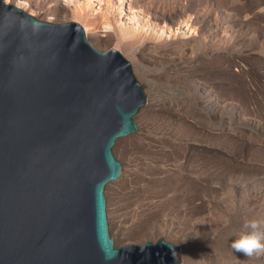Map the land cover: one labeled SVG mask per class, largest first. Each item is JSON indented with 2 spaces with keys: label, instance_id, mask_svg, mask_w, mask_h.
I'll return each mask as SVG.
<instances>
[{
  "label": "rangeland",
  "instance_id": "1",
  "mask_svg": "<svg viewBox=\"0 0 264 264\" xmlns=\"http://www.w3.org/2000/svg\"><path fill=\"white\" fill-rule=\"evenodd\" d=\"M36 1L41 9L26 12L39 20L83 24L72 18L74 4L65 12L53 0ZM136 1L153 3L150 16L189 20L205 35L193 47L170 44L186 39L180 35L151 49L112 33L107 45L91 42L119 51L158 103L134 117L138 134L113 147L122 174L105 198L115 247L161 238L177 247L180 264H264V255L231 248L248 221L264 220V0ZM195 82L231 108L208 111Z\"/></svg>",
  "mask_w": 264,
  "mask_h": 264
},
{
  "label": "water",
  "instance_id": "2",
  "mask_svg": "<svg viewBox=\"0 0 264 264\" xmlns=\"http://www.w3.org/2000/svg\"><path fill=\"white\" fill-rule=\"evenodd\" d=\"M147 91L81 24L0 0V264H180L165 240L115 247L105 188Z\"/></svg>",
  "mask_w": 264,
  "mask_h": 264
},
{
  "label": "bare ground",
  "instance_id": "3",
  "mask_svg": "<svg viewBox=\"0 0 264 264\" xmlns=\"http://www.w3.org/2000/svg\"><path fill=\"white\" fill-rule=\"evenodd\" d=\"M9 2L13 3L12 5L15 7L25 11L29 10L28 7L32 9H41L36 0H9ZM53 2L59 4L64 10L74 4L75 13L72 12V18L74 20L82 19V26L90 43L92 41L96 43L102 42L107 45L110 43L111 39L109 36L111 35L110 33H112L113 35L120 34L121 38L135 44H146V47L151 49L156 48L157 45H160L161 43L163 44L173 40L176 35H180V37L186 39L180 42H177V40L175 42L172 41L170 44L173 43L176 47L186 44L193 47L198 45L202 46L201 43L203 40L201 39L205 35L204 28L193 27L189 20H180L176 23V18H174V16L169 17L161 14L162 16L160 15V17H157L154 14L156 13L155 10L152 16H150L147 9L153 7V3H150L149 5L146 4L143 8H140L136 5V0H84L83 2H80L79 0H53ZM95 2L97 3L96 6ZM97 5H99L98 8ZM55 11L57 10L47 9L46 12L53 14ZM32 12L30 13L33 14ZM65 12L68 11L65 10ZM66 14L68 15V13ZM90 16L92 17L91 19L89 18ZM165 20H167L170 24H166ZM100 33L104 34L100 36ZM208 33H210V31ZM102 37H105V39H101ZM197 83L198 82H195L196 89L193 91L194 95L198 100H200V102L205 104V108L208 111H211L213 114H218L220 111L223 112L224 110L226 111L225 107H229L230 105L222 106L219 103L221 105L220 106L215 101L216 97L213 99L210 89L200 83ZM151 99V94L147 93L146 104L139 110V115L146 113L149 111L148 109L158 104L151 103ZM229 108H231V106ZM235 108L237 109V107ZM231 110L234 114V109ZM237 111L239 110L237 109ZM237 111L236 116H234L237 119H240L241 116ZM210 126L214 128L218 125L216 123H211Z\"/></svg>",
  "mask_w": 264,
  "mask_h": 264
},
{
  "label": "clouds",
  "instance_id": "4",
  "mask_svg": "<svg viewBox=\"0 0 264 264\" xmlns=\"http://www.w3.org/2000/svg\"><path fill=\"white\" fill-rule=\"evenodd\" d=\"M248 231L241 232L231 242V248L246 257L264 255V220L253 219L245 224Z\"/></svg>",
  "mask_w": 264,
  "mask_h": 264
}]
</instances>
